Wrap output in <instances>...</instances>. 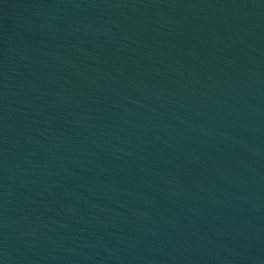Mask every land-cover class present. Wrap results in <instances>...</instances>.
<instances>
[{
	"label": "water",
	"instance_id": "95a60500",
	"mask_svg": "<svg viewBox=\"0 0 264 264\" xmlns=\"http://www.w3.org/2000/svg\"><path fill=\"white\" fill-rule=\"evenodd\" d=\"M0 264H264V0H0Z\"/></svg>",
	"mask_w": 264,
	"mask_h": 264
}]
</instances>
